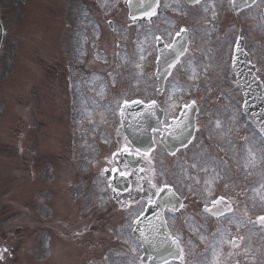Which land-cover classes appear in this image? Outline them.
Masks as SVG:
<instances>
[{
    "label": "rangeland",
    "instance_id": "1",
    "mask_svg": "<svg viewBox=\"0 0 264 264\" xmlns=\"http://www.w3.org/2000/svg\"><path fill=\"white\" fill-rule=\"evenodd\" d=\"M0 2L7 30L0 56V243L7 252L0 264L137 262L138 246L126 243L142 208L121 211L102 177L117 146L120 106L136 98L158 101L166 117L177 116L183 100L198 106L190 146L168 156L159 146L147 156L156 190L175 185L187 198L179 219L190 264H264V231L238 218L190 219L202 214L216 178L218 195L257 202L247 210L264 207V143L239 120L241 93L225 75L232 42L243 35L264 81V0L238 13L224 0L195 8L162 0L155 19L135 22L125 0ZM184 28L188 52L157 95L156 39L170 43ZM46 231L53 247L48 239L44 249ZM233 239L241 247L233 249Z\"/></svg>",
    "mask_w": 264,
    "mask_h": 264
},
{
    "label": "water",
    "instance_id": "2",
    "mask_svg": "<svg viewBox=\"0 0 264 264\" xmlns=\"http://www.w3.org/2000/svg\"><path fill=\"white\" fill-rule=\"evenodd\" d=\"M254 1L255 0H236L234 7L236 10H239L243 7L251 5ZM158 2L159 0H132V3L130 4L131 14H132L131 19L141 18L143 16L149 18L150 16H153L157 12L156 7H157ZM178 46H179V41L177 37L174 46H172L171 48H166L163 46L160 47V58L158 62V70L156 73V76L159 81V86H160L159 92H161V90L163 89L164 81L169 76L172 70V66L175 65L179 60L180 55L178 52H176ZM185 49H186V46H184L183 51L181 48V55L184 53ZM245 57H246L245 61L248 63L249 62L248 57L247 56ZM245 67H246V63H243V65L241 66V71L243 73L242 76L244 77V80H241L240 78V82L241 84L242 83L246 84L245 86L247 89H246L245 95L248 96L250 100L249 105H248L250 113L248 116L252 119V121L258 126V128L264 134V107H263V102H262L263 99L257 87V80L250 76V74L246 71ZM137 109L138 111H136ZM149 112H150L149 107H145L141 103H131V104L125 105L123 107L121 115L125 122V125L127 128L126 130H128L129 132V129H128L129 123L127 121H129L131 117H134L135 113L136 115L142 113L144 116H148ZM193 112L194 111H191L189 114L191 129L194 126V121H193L194 113ZM136 119H138V117H134V121H136ZM178 122L179 121H173L172 127L168 129L163 128L162 130L168 132L172 130L175 127V125L178 124ZM130 130H131V127H130ZM132 136L133 135H131V137ZM162 142L167 147H169L170 151H173V147L169 143L170 142L169 136L164 135L162 138ZM146 219L147 217L144 216L140 224L144 225V223L146 222ZM142 235H143L142 232L139 231V236H142Z\"/></svg>",
    "mask_w": 264,
    "mask_h": 264
},
{
    "label": "flooded vegetation",
    "instance_id": "3",
    "mask_svg": "<svg viewBox=\"0 0 264 264\" xmlns=\"http://www.w3.org/2000/svg\"><path fill=\"white\" fill-rule=\"evenodd\" d=\"M125 148H126V146H124V149ZM124 149L116 152V153H118V159L116 160V164H115V165H117V168H118L117 172L121 173V174L123 173L124 175L127 174L126 176H130V178L139 179L137 177V173H138V171H140L141 169L144 168V165H145V161L143 160L144 157L142 155H136V159L139 160L140 165L138 168L134 169L131 167V165L127 159V157L130 154H133V151H130L128 149H127V151H124ZM114 173L115 172H113V175H114ZM111 191L113 192V197L121 204L122 207H127L130 203H132L134 201H138L141 197L139 191H137L138 193L135 196L129 197L126 192L118 191L116 189L115 184H113V183H112Z\"/></svg>",
    "mask_w": 264,
    "mask_h": 264
},
{
    "label": "snow or ice",
    "instance_id": "4",
    "mask_svg": "<svg viewBox=\"0 0 264 264\" xmlns=\"http://www.w3.org/2000/svg\"><path fill=\"white\" fill-rule=\"evenodd\" d=\"M126 104L128 103L127 101L125 102ZM131 103H140L139 101H132ZM154 103V102H153ZM148 107H152V105H149ZM124 151H127V148H125L124 149ZM161 191H163L162 189H161ZM213 203L215 204V203H219V201H213ZM260 219L262 220V221H264V217H260Z\"/></svg>",
    "mask_w": 264,
    "mask_h": 264
}]
</instances>
